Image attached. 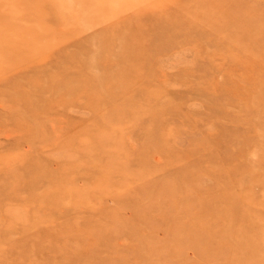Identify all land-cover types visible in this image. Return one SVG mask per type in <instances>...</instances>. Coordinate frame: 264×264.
I'll list each match as a JSON object with an SVG mask.
<instances>
[{
    "label": "rangeland",
    "instance_id": "1",
    "mask_svg": "<svg viewBox=\"0 0 264 264\" xmlns=\"http://www.w3.org/2000/svg\"><path fill=\"white\" fill-rule=\"evenodd\" d=\"M39 1L0 0V264H264V0Z\"/></svg>",
    "mask_w": 264,
    "mask_h": 264
},
{
    "label": "bare ground",
    "instance_id": "2",
    "mask_svg": "<svg viewBox=\"0 0 264 264\" xmlns=\"http://www.w3.org/2000/svg\"><path fill=\"white\" fill-rule=\"evenodd\" d=\"M38 3H39L40 5L43 4V3H41L39 0H38ZM161 9H163V8L160 7V8H159V12L162 11ZM162 26H163V28L165 29L163 22H162ZM250 29H251V28H250ZM250 31H252V30H250ZM251 33H253V32H251ZM253 34H254V33H253ZM254 35H256V34H254ZM256 36H257V35H256ZM247 38L250 39V38H253V37L250 36V37H247ZM105 83H106V85H107V81H106V80H105ZM68 95H69V94H68Z\"/></svg>",
    "mask_w": 264,
    "mask_h": 264
}]
</instances>
